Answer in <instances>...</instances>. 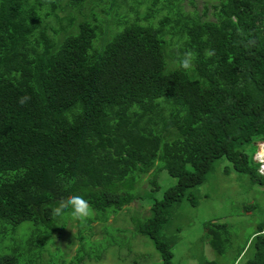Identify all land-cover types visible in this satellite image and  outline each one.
I'll list each match as a JSON object with an SVG mask.
<instances>
[{
  "label": "trees",
  "instance_id": "obj_1",
  "mask_svg": "<svg viewBox=\"0 0 264 264\" xmlns=\"http://www.w3.org/2000/svg\"><path fill=\"white\" fill-rule=\"evenodd\" d=\"M100 1L0 0V245L29 223L26 248L8 244L0 264H22L21 255L44 248L64 221L53 215L60 202L81 196L96 211L122 210L141 196L142 175L151 171L156 183L160 169L177 182L138 230L154 241L161 264H173L172 245L161 238L170 208L198 203L194 189L217 159L264 183L255 153L242 149L264 140V0H220L213 20L180 18L173 34H182L181 56L169 68L168 17L145 24L146 0H105L107 13L134 18L98 47V12L74 13L100 11ZM186 52L190 70L179 66ZM205 229L222 253L227 223ZM250 240L244 264H264V220Z\"/></svg>",
  "mask_w": 264,
  "mask_h": 264
},
{
  "label": "rangeland",
  "instance_id": "obj_2",
  "mask_svg": "<svg viewBox=\"0 0 264 264\" xmlns=\"http://www.w3.org/2000/svg\"><path fill=\"white\" fill-rule=\"evenodd\" d=\"M153 1L146 0L140 7L138 5L141 22L154 25L164 17L170 19L172 28L168 26L165 37L166 52L172 61V64L168 62L169 68L181 56L182 34L179 30L173 34L177 21L195 16H200L203 20H213L215 5L220 0H160L157 6L152 5ZM100 3V11L82 9L74 14L77 18H89L92 12H98L103 28L98 30L95 46L103 47L134 16L124 14L122 10H110L107 13L103 5L108 6L109 3L105 0ZM178 3L180 13L176 7ZM151 7L153 15L150 22L144 21ZM124 8L126 10V3ZM60 14L65 15L64 12ZM67 25L66 28L59 25L60 32H71ZM75 31L77 29L73 32ZM261 141L258 142V147L248 144L242 149L253 155L261 149ZM233 166L225 157L217 159L206 182L194 189L198 203L194 205L184 199L170 208V217L163 227L161 238L172 245L173 264H244L250 256V238L264 220V183L253 182L246 173L236 171ZM153 177L151 171L142 175L136 184L137 194L141 196L122 210L99 212L89 207L90 215L82 222L73 219L70 212H67L62 216L64 221L56 222L58 230L44 248L28 250L21 255L22 264H161L163 258L154 241L141 233L138 226L151 216L152 203L161 198L169 186L176 184L177 179L166 169L158 171L156 183ZM251 204L255 207L246 211L245 207ZM220 222H226L229 229V238L222 253L212 248L209 243L211 236L207 235L205 229L207 223L212 226ZM28 224L20 225L16 236L7 239L5 246L4 243L0 245V256L9 253L11 248L8 244L16 241L22 249L26 248ZM244 248V252L239 254Z\"/></svg>",
  "mask_w": 264,
  "mask_h": 264
},
{
  "label": "clouds",
  "instance_id": "obj_3",
  "mask_svg": "<svg viewBox=\"0 0 264 264\" xmlns=\"http://www.w3.org/2000/svg\"><path fill=\"white\" fill-rule=\"evenodd\" d=\"M208 55H211V53H208ZM193 58L194 57L191 52H186L184 54V57L179 61L180 68L184 70H190L193 67ZM29 100L30 97L25 95L19 99V103L23 105ZM65 212H70L73 219L81 222L88 218L90 215L88 202L81 196L69 197L66 201L60 202L59 206L53 209V215L56 217H62Z\"/></svg>",
  "mask_w": 264,
  "mask_h": 264
},
{
  "label": "built area",
  "instance_id": "obj_4",
  "mask_svg": "<svg viewBox=\"0 0 264 264\" xmlns=\"http://www.w3.org/2000/svg\"><path fill=\"white\" fill-rule=\"evenodd\" d=\"M254 160L259 163V172L264 176V140L261 141V149L255 153Z\"/></svg>",
  "mask_w": 264,
  "mask_h": 264
}]
</instances>
